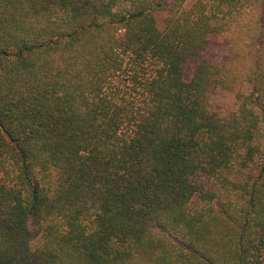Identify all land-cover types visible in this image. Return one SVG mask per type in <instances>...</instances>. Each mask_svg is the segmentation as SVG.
I'll list each match as a JSON object with an SVG mask.
<instances>
[{
    "label": "trees",
    "instance_id": "obj_1",
    "mask_svg": "<svg viewBox=\"0 0 264 264\" xmlns=\"http://www.w3.org/2000/svg\"><path fill=\"white\" fill-rule=\"evenodd\" d=\"M0 264H264V0H0Z\"/></svg>",
    "mask_w": 264,
    "mask_h": 264
},
{
    "label": "rangeland",
    "instance_id": "obj_2",
    "mask_svg": "<svg viewBox=\"0 0 264 264\" xmlns=\"http://www.w3.org/2000/svg\"><path fill=\"white\" fill-rule=\"evenodd\" d=\"M211 55L215 56L218 59H224L225 57L230 56L233 59V65L240 68L243 66V61L239 58V54L236 49L230 51L228 49L216 47L212 48L209 52L205 53L201 57H196L189 60L186 66L185 79L189 80L192 78L195 68L202 57H208ZM214 106L223 114H227L228 112L233 110L235 106V100L232 97L220 92L217 93L214 97Z\"/></svg>",
    "mask_w": 264,
    "mask_h": 264
}]
</instances>
